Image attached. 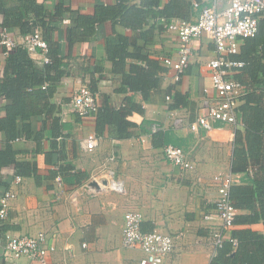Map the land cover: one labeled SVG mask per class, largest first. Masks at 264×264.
Instances as JSON below:
<instances>
[{"label":"crops","instance_id":"obj_1","mask_svg":"<svg viewBox=\"0 0 264 264\" xmlns=\"http://www.w3.org/2000/svg\"><path fill=\"white\" fill-rule=\"evenodd\" d=\"M57 1L43 0L50 13ZM191 1L160 0L158 9L168 11L171 16L142 23L140 29L113 23L110 18L96 25L91 41H77L71 49L67 31L76 27L73 16L66 14L57 24L52 40L59 44L69 74L62 78L51 100L55 112L52 117H33L30 121L33 136L13 143L18 152L17 160L35 162L41 179L24 177L19 184H13L15 168L3 170L5 177L11 180L10 188L17 194L8 219L3 223L8 227L7 233L18 236L45 233L51 248V264H140L144 256L142 251L123 246L124 217L130 211L143 215L144 232L158 229L176 237L174 251L163 264H211L213 246L205 217L215 212L218 188L213 178L232 173L235 130L221 124L208 132L203 128L194 132L190 127L217 97L207 67L215 57L214 45L206 36L193 42L190 65L179 81L174 79L175 71L166 68L159 59L161 56L177 58V36L165 26L176 18L194 20L196 15L191 11ZM65 2L75 12L86 16L95 14L98 3L108 8L117 4V0ZM129 5L140 6L141 0H132ZM117 35L127 39L128 54L142 48L144 54L161 67L157 71L159 87L150 92L148 99L141 92H120L121 75L114 73V63L106 51L107 39ZM32 58L39 65L44 64L41 52ZM0 61L2 77L1 49ZM133 63L144 65L129 57L125 70L129 71ZM96 67H102V70L98 71ZM82 84L96 91L101 105L102 98L108 96L116 107L123 106L126 99L142 107L144 114L134 111L127 117L140 130L123 140L114 139L108 129L100 136L95 115L80 118L70 110L71 98ZM178 94L185 104L181 102L172 109ZM167 97H171V101ZM4 105L5 102L0 101V119L6 114ZM54 117H60V125L66 124L68 128L54 132ZM144 120L151 123L143 124ZM158 132L171 133L178 140L180 147L189 152L194 170L184 172L165 159L164 147L153 145V134ZM91 134L101 139L94 152L85 149L84 142ZM5 141L6 137L1 133L0 149H4ZM53 144L61 152L63 164L70 163L74 171L86 175L85 180L81 178V184H67L62 180L60 186L57 179H62L61 175L50 178L51 172L57 170L59 160L55 153L53 164L46 161V155L53 152ZM113 156L115 161H111ZM250 165L249 171L237 175L240 177L237 186H250V180L262 176L253 162L250 161ZM106 180L122 182L124 192H117L112 185L90 187L92 182ZM238 210L237 218L243 220L235 223L233 233L251 232L264 236L263 221H253L254 212L248 208ZM19 263L37 264L27 259H21ZM0 264H7L1 256Z\"/></svg>","mask_w":264,"mask_h":264},{"label":"trees","instance_id":"obj_2","mask_svg":"<svg viewBox=\"0 0 264 264\" xmlns=\"http://www.w3.org/2000/svg\"><path fill=\"white\" fill-rule=\"evenodd\" d=\"M131 1L117 0V4L111 8L98 3L95 14L86 16L67 6L65 0H58L52 13L46 9L43 0H0L1 27L10 28L21 37L33 34L40 29L43 39L48 44L46 54L48 62H44L42 66L21 45L9 50L7 57L3 58L0 101L5 102L6 114L0 119V134L5 135L6 141L4 149H0V198L11 187V180L9 181L3 174L5 168L13 166L15 176L32 177L38 181L41 179L35 162L17 160L18 152L14 149L13 143L18 139H29L33 136L30 124L33 117L42 115L52 117L55 112V106L51 104V100L62 78L69 74V66L64 63L60 46L52 40L57 24L66 14L73 16L76 27L67 31V42L71 49L77 41H91L96 25L110 18L113 23H119L131 29H140L142 23L146 24L152 19L163 17L168 19L171 16L168 11L158 9L160 0H141L140 6L129 5ZM191 11H193L192 1ZM127 47V39L121 35L106 41L107 56L114 63V73L121 75L120 92L127 90L141 92L143 97L148 99L150 92L159 87L157 71L161 67L157 61L144 54V49L138 47L133 54H128ZM129 57L141 61L144 65L133 63L130 70L126 71ZM231 58L245 64L233 78L246 89L238 109L241 124L235 130L232 173L239 175L241 172L249 171L250 161L263 173L262 176H256L250 180V186L234 185L231 189V200L237 209L252 210L253 221L264 223V19L260 22L259 33L253 38L242 40L239 54ZM96 70L101 71L102 67H96ZM91 91L96 92L93 88ZM181 102L185 104L180 100L179 94L176 95V103L171 106L172 109L177 108ZM134 111L144 114L142 107L127 99L123 106L116 107L111 102V98L104 96L102 105L95 114L97 133L101 136L108 129L114 139L131 138L135 131L140 130L138 125L127 120ZM53 119L54 132L68 128L66 124L60 125V117ZM150 123L149 120L143 122V124ZM141 131L144 133L143 129ZM169 144L180 147V143L171 133L153 134L154 147H164ZM55 148L53 144V152L46 155L48 164L54 163L55 153H58L59 158L56 164L57 170L51 172L50 178L55 179L61 175L62 180L67 184H81V178L85 180L86 175L74 171L70 163L63 164V156ZM258 204L259 208H257ZM242 220V218H236V222ZM7 231L8 227L0 224V237ZM232 236L238 239V247L234 248L230 242H226L218 250L211 264H264V236L251 232H232Z\"/></svg>","mask_w":264,"mask_h":264},{"label":"built area","instance_id":"obj_3","mask_svg":"<svg viewBox=\"0 0 264 264\" xmlns=\"http://www.w3.org/2000/svg\"><path fill=\"white\" fill-rule=\"evenodd\" d=\"M192 10L195 19H176L165 26V29L177 36L178 56L159 59L166 68L175 71L174 79L179 81L188 68L193 56V42L208 37L214 45L215 57L207 64L210 71L212 87L217 93L216 99L208 104L205 114L199 116L190 129L197 132L199 128L211 131L217 124L231 126L236 130L241 124L238 111L242 98L246 94L245 87L233 76L244 67V63L231 58L240 52L241 42L255 37L260 30V22L264 19V0H192ZM26 48L31 56L41 52L44 62H48L46 54L48 44L43 39L40 29L33 34L19 37L17 32L0 26V49L2 57L9 54V50L16 46ZM171 101V97H167ZM70 110L80 118L95 115L101 107L97 94L93 93L87 84H82L74 92ZM22 139V138H21ZM20 140V139H19ZM100 138L96 134L89 135L85 140V149L94 152L100 145ZM165 159L188 172L195 169L189 152L182 147L172 144L163 148ZM113 156L111 161H115ZM113 175V172H111ZM236 174L226 176L219 174L213 178L218 188L214 213L207 215L209 222V238L213 246V257L226 242L234 248L238 247V239L232 236L239 210L231 200V189L239 181ZM23 177L16 176L13 184H19ZM60 186L61 178L57 179ZM108 186L119 192H124L123 183L108 180ZM101 188L106 186L97 182ZM17 194L10 188L0 198V224L8 219L9 210ZM143 215L138 211H130L124 217L123 246L125 248H139L143 253L140 264H163L165 259L174 251L176 237L161 230L150 232L142 230ZM51 248L47 244L45 233L37 235H11L5 233L0 237V256L7 264H21V259H27L37 264H51Z\"/></svg>","mask_w":264,"mask_h":264},{"label":"water","instance_id":"obj_4","mask_svg":"<svg viewBox=\"0 0 264 264\" xmlns=\"http://www.w3.org/2000/svg\"><path fill=\"white\" fill-rule=\"evenodd\" d=\"M108 184H109V182L107 180L102 182V185H104V186H108ZM90 187L100 188V185L97 182H92L90 184Z\"/></svg>","mask_w":264,"mask_h":264}]
</instances>
